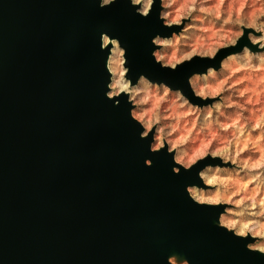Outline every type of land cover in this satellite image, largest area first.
<instances>
[{
	"label": "water",
	"instance_id": "95a60500",
	"mask_svg": "<svg viewBox=\"0 0 264 264\" xmlns=\"http://www.w3.org/2000/svg\"><path fill=\"white\" fill-rule=\"evenodd\" d=\"M99 4L0 0V264H167L170 253L189 264H264L217 226L222 209L189 199L203 164L174 174L166 149L152 153L151 136L140 139L127 98L107 99L101 34L127 50L134 81L188 97V76L219 58L163 69L151 40L180 29L162 26L159 4L148 18L129 0Z\"/></svg>",
	"mask_w": 264,
	"mask_h": 264
},
{
	"label": "clouds",
	"instance_id": "9594fccd",
	"mask_svg": "<svg viewBox=\"0 0 264 264\" xmlns=\"http://www.w3.org/2000/svg\"><path fill=\"white\" fill-rule=\"evenodd\" d=\"M116 2L100 0L99 6ZM129 2L143 18L158 3L162 26L180 29L151 40V56L161 68L175 72L197 59L218 58L219 67L210 64L188 76L192 96L203 102L195 104L183 89L144 75L134 81L127 50L102 33L101 51L109 52L107 99L119 106V98H127L130 117L142 128L140 139L151 136L152 153L166 149L174 174L190 173L203 164L196 172L199 183L186 185L189 199L222 209L217 226L247 241L248 251L264 256V0ZM222 52L227 54L221 57ZM145 164L150 167L152 162ZM167 264L189 261L172 255Z\"/></svg>",
	"mask_w": 264,
	"mask_h": 264
},
{
	"label": "bare ground",
	"instance_id": "6f19581e",
	"mask_svg": "<svg viewBox=\"0 0 264 264\" xmlns=\"http://www.w3.org/2000/svg\"><path fill=\"white\" fill-rule=\"evenodd\" d=\"M204 71V70H203ZM203 71H199V72H203ZM194 72H196V71H194ZM191 75V74H190ZM190 99H192V102L193 103H195V104H200L194 97H189ZM259 254V253H258ZM172 255H175V256H177L178 258H180V259H184V257L181 255V254H178V253H170L169 254V256H172ZM260 255V254H259ZM168 256V257H169ZM260 256H262V255H260Z\"/></svg>",
	"mask_w": 264,
	"mask_h": 264
},
{
	"label": "rangeland",
	"instance_id": "374dc122",
	"mask_svg": "<svg viewBox=\"0 0 264 264\" xmlns=\"http://www.w3.org/2000/svg\"><path fill=\"white\" fill-rule=\"evenodd\" d=\"M211 101H209V103H210Z\"/></svg>",
	"mask_w": 264,
	"mask_h": 264
}]
</instances>
